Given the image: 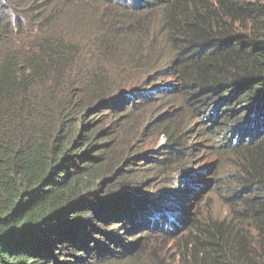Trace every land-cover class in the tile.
<instances>
[{
    "label": "trees",
    "instance_id": "16d2710c",
    "mask_svg": "<svg viewBox=\"0 0 264 264\" xmlns=\"http://www.w3.org/2000/svg\"><path fill=\"white\" fill-rule=\"evenodd\" d=\"M170 259L264 264V0H0V264Z\"/></svg>",
    "mask_w": 264,
    "mask_h": 264
},
{
    "label": "rangeland",
    "instance_id": "374dc122",
    "mask_svg": "<svg viewBox=\"0 0 264 264\" xmlns=\"http://www.w3.org/2000/svg\"><path fill=\"white\" fill-rule=\"evenodd\" d=\"M170 81H166V83H168ZM172 113V108L169 107V108H161L159 105H156V106H149L147 109H146V115H145V118L147 119V123H153L154 121H156L158 119V116H162V115H166V114H171ZM120 118H122V116H120ZM126 124V121L124 120L123 123H122V126H121V129L123 130L124 129V126ZM149 126V125H147ZM146 126V127H147ZM143 127H141L139 129V132L142 130ZM154 135H152L151 137L147 138V139H143V141H140L139 143L135 144L134 145V148L135 146H138V151H139V154H144L145 152H154V151H159L161 149H163L165 147V140L163 138H159V139H156V138H153ZM212 160V159H210ZM200 160L196 161V163H198ZM150 179V178H149ZM147 180V179H145ZM147 187V186H146ZM206 202H201L200 203V207H196V208H199V211L198 212H203V213H207L209 208V212L216 216V217H223L224 215H226V209L223 208L222 206H220L216 200H215V197L214 196H209L206 198ZM194 210V209H193ZM191 213H196V211H191ZM193 214V215H194ZM168 264H175L174 261H172L171 259L168 261Z\"/></svg>",
    "mask_w": 264,
    "mask_h": 264
},
{
    "label": "water",
    "instance_id": "95a60500",
    "mask_svg": "<svg viewBox=\"0 0 264 264\" xmlns=\"http://www.w3.org/2000/svg\"><path fill=\"white\" fill-rule=\"evenodd\" d=\"M189 223V222H188Z\"/></svg>",
    "mask_w": 264,
    "mask_h": 264
}]
</instances>
